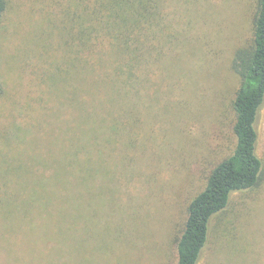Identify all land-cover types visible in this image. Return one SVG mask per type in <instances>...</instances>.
Segmentation results:
<instances>
[{
	"label": "rangeland",
	"instance_id": "obj_1",
	"mask_svg": "<svg viewBox=\"0 0 264 264\" xmlns=\"http://www.w3.org/2000/svg\"><path fill=\"white\" fill-rule=\"evenodd\" d=\"M93 1L8 0L0 17V178L20 177L26 193L50 194L51 179L71 188L28 231L26 264H175L189 201L234 147L231 63L251 43L257 0H155L140 76L118 95L73 72ZM116 118L121 174L94 155L85 170L113 171L87 174L74 149ZM257 130L263 180L211 219L198 264H264V103Z\"/></svg>",
	"mask_w": 264,
	"mask_h": 264
},
{
	"label": "trees",
	"instance_id": "obj_2",
	"mask_svg": "<svg viewBox=\"0 0 264 264\" xmlns=\"http://www.w3.org/2000/svg\"><path fill=\"white\" fill-rule=\"evenodd\" d=\"M7 4L8 0H0V17ZM154 9L155 0H94L86 15L88 25L84 24L85 17L79 16L84 25L78 28L76 36L79 51L75 56L74 74L89 72L94 82H101L105 90L115 89L117 95L124 81L135 84L144 54L142 28L145 23L151 25ZM84 47L87 56L82 50ZM231 67L239 79L232 99L234 147L212 168L203 189L189 201L187 217L176 240L175 264H198L208 241L211 219L227 207L232 194L250 190L263 180V165L257 154V119L264 103V0H257L251 43L235 51ZM2 92L0 80V97ZM102 130L86 141L85 147L74 149V154L86 156L81 170L87 174L113 171L104 167L85 170L92 155L98 157L97 165L104 159L114 163V170L121 174V118L105 123ZM62 167L65 172L69 171L71 161L64 162ZM20 183V177L0 178V233L6 240L0 248V264L4 261L26 264L28 253L34 252L38 243L34 238L30 244L26 239L28 231L41 232V217L47 209L44 205L54 204L51 209H56L60 191L71 189L63 182L54 184L57 186L54 189L51 179L44 187L49 186L50 194L26 193V184ZM9 233L12 238L7 236Z\"/></svg>",
	"mask_w": 264,
	"mask_h": 264
}]
</instances>
